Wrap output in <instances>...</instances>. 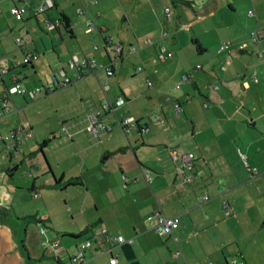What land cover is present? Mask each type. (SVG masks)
Listing matches in <instances>:
<instances>
[{"label": "crops", "instance_id": "crops-1", "mask_svg": "<svg viewBox=\"0 0 264 264\" xmlns=\"http://www.w3.org/2000/svg\"><path fill=\"white\" fill-rule=\"evenodd\" d=\"M13 5L25 7L22 19ZM0 9V97L14 74L27 91L52 87L13 94L0 119V264H110L111 253L115 264H264V0H0ZM29 53L38 56L10 70ZM73 57L94 70L75 76ZM62 71L72 83L60 85ZM140 73L157 89H138ZM92 116L112 130L89 131ZM123 117L134 123L127 133L115 122ZM17 124L32 136L9 153L3 137ZM190 152L191 169L181 166ZM155 211L178 219L170 235L154 232Z\"/></svg>", "mask_w": 264, "mask_h": 264}, {"label": "built area", "instance_id": "built-area-1", "mask_svg": "<svg viewBox=\"0 0 264 264\" xmlns=\"http://www.w3.org/2000/svg\"><path fill=\"white\" fill-rule=\"evenodd\" d=\"M45 6H41L39 8L40 11H44L45 10ZM25 12V7L21 6V5H13L10 8V13L12 14V16L16 19H22L23 14ZM170 9L169 7L165 8V14L167 17H170ZM0 13H1V9H0ZM249 15L253 14L252 10L248 11ZM59 23V21H57ZM56 25V23H53L52 21L47 20L46 21V27L48 29H51L52 27H54ZM90 28H92V25H90ZM165 33H163L164 35ZM253 34V40H257V38L259 37V34L256 33H252ZM145 42L150 43V40L147 39ZM16 43L18 45H22L24 43V40L22 38H17L16 39ZM229 42H222L218 48V52L225 50L228 46H229ZM246 46V44H242L239 46L240 49H243ZM122 50V46H115L113 47L112 51L113 54L116 56V54L120 53ZM164 49H162V52L160 54V58H165V57H170L172 56L171 52H163ZM259 56L262 55V52L259 51L258 53ZM37 54L35 53H29V54H25L21 59H15L12 62L11 67H19L22 64H26L32 61V59L37 58ZM95 64L94 60L91 59H84L82 61H80L77 57H73L72 59L69 60L68 62V67L71 70H74L75 72V76L80 75L81 73L87 71V70H94L93 65ZM142 69V66H138L136 68V71H140ZM4 72H6L4 70ZM108 74H110L112 71H107ZM193 73V71L191 72ZM63 79L60 82L61 86L67 85L69 83H72V80L69 76H67L65 74V72H61ZM187 77V76H186ZM185 77V78H186ZM20 77L17 76V74H14V76L11 78V82L10 84L7 86V88L5 89V91L2 93L1 97H0V119L3 118L4 116L8 115L9 113H11L12 111V107H11V97L13 94H17V95H24V94H28L29 96L33 97L36 94L42 92L43 90H52V87H35L34 90L32 91H27L21 81H20ZM53 82L58 83L57 79L55 77L52 78ZM148 85H151L150 81L147 82ZM178 87V86H177ZM125 102V99L123 97H118L115 101V105L119 106L122 105ZM112 110H114V108H112ZM181 108L179 105H177L175 107V112L177 114H179ZM144 119H149L150 121H152L154 124H159L161 123V119L157 118L155 119L154 116L151 115V113H145V115L143 116ZM117 123V125L121 128V130L124 133H127L129 131V129L131 128V126H134V123L131 121L130 118L128 117H123L122 119H117L115 121ZM88 130L89 131H97L98 129L101 130H106V131H111L112 130V126L106 123H103L102 121L98 120L96 117L92 116L89 119V123H88ZM146 126H144L143 130H146ZM32 136V133L30 131H24L23 127L19 124H17L14 127H11L6 135L3 137L4 141H5V146H6V151L7 152H15L18 148V144L20 142V138H30ZM1 137V136H0ZM193 153H188L187 155L184 156L183 159V164H181V166H185L189 169L192 168L193 165ZM244 163L247 165V162L245 160L244 157ZM181 166L177 167V171L178 172H183V169L181 168ZM122 178L124 179L125 176L122 175ZM184 181L187 180V177H183ZM149 181H151V178H149ZM228 204L225 202L224 206L226 207ZM153 216L156 217V222L153 225V230L156 233L157 236L159 237H163L166 235H170L172 233V231L178 226V219L176 217H166L163 214H161L159 211H155L153 213H151V215L148 217V219H151ZM105 232L104 228H100L97 229L95 231V234H100ZM105 239L108 241H112V243L114 244H123V243H132L133 239L132 238H125L122 235H116L113 236L109 233L105 234ZM92 246V241L90 239H86L84 241H81L77 244L76 246V250L73 254V256L71 257V261L73 263H78L81 260H83L84 258V252L86 251V249L90 248ZM110 252L111 253V248H107L104 250H101V252ZM109 263L110 264H115L116 263V258L115 256L111 253V257L109 259ZM211 264V263H209ZM227 264H237L236 260H231L229 261Z\"/></svg>", "mask_w": 264, "mask_h": 264}, {"label": "rangeland", "instance_id": "rangeland-1", "mask_svg": "<svg viewBox=\"0 0 264 264\" xmlns=\"http://www.w3.org/2000/svg\"><path fill=\"white\" fill-rule=\"evenodd\" d=\"M126 2H127V4H128V2L130 1V0H125ZM240 0H238V2H239ZM241 2L243 3V2H247V0H241ZM163 4L164 3H162V6H163ZM166 4V3H165ZM169 5V9H171V10H174L175 11V7H173V5H171V4H168ZM242 8L243 9H245L246 10V8H244V7H242V6H239V8H238V11H237V13L238 14H242V12L240 11V10H242ZM223 9L224 8H222L218 13H217V17H220V18H223V19H226V16H225V14L223 13ZM54 12L55 13H57L58 14V11L57 10H55L54 9ZM177 12H178V10H177ZM179 13V12H178ZM182 15V19L184 20V14L183 13H181L180 12V16ZM182 20V21H183ZM17 21V20H16ZM184 32V31H183ZM218 32H219V35H220V37H223L224 36V31L222 30V28H219L218 29ZM185 33H187L188 35H190L191 33L189 32V31H185ZM208 36H210V37H213L212 35H208ZM224 38H226V37H224ZM221 40V39H220ZM223 42H226V41H223ZM220 43H222V42H220ZM257 59V58H256ZM132 60H131V58L129 59V62H131ZM136 62V60L135 59H133V61L131 62V63H135ZM20 69H21V67H20ZM198 70V67H196V68H194L193 69V72H195V71H197ZM143 73V72H142ZM142 73H140V74H136V75H134V77H135V80H137V82H136V86H137V88L138 89H140V90H142V92H144L145 93V95L146 94H149V92L150 91H154V88H156L157 89V85L158 84H155V85H153V86H150V87H147L146 85H144L143 84V81H142V79H141V77H142ZM8 82V84H10V81H7ZM171 86H170V81H168L167 83H165V85H163V87H162V89H165V92L167 93V94H170V95H172L173 93L172 92H174V90L173 91H170L169 90V88H170ZM143 94V93H142ZM144 96V95H143ZM168 98H169V96H168ZM172 113H173V116H175L176 115V112H175V109H174V106H173V111H172ZM179 113H181V112H179ZM170 115V114H169ZM169 119H172V117H170ZM263 119H264V116H263ZM163 120V119H162ZM164 122H165V120H164ZM258 123L259 124H261V122H260V120L258 119ZM167 131V130H166ZM168 132V131H167ZM242 159H241V162L242 163H244V157H241ZM241 163V164H242ZM245 164V163H244ZM254 170V169H253ZM263 237L264 236V230L262 231V232H260V235L258 236V237ZM261 241H257V244L258 245H262V246H264V243H260Z\"/></svg>", "mask_w": 264, "mask_h": 264}, {"label": "trees", "instance_id": "trees-1", "mask_svg": "<svg viewBox=\"0 0 264 264\" xmlns=\"http://www.w3.org/2000/svg\"><path fill=\"white\" fill-rule=\"evenodd\" d=\"M59 21V23H61V24H63L64 26H65V28L66 29H68L69 28V23H68V19L64 16V15H61V18L58 20ZM197 42V41H196ZM31 62H29V63H26V64H22V65H20L19 67H23L24 65H28V64H30ZM19 67H17V68H19ZM17 68H15V67H11L10 68V70L12 69H17ZM17 76H19L18 74H17ZM21 79V78H20ZM21 81V80H20ZM145 115V114H144ZM143 115V116H144ZM144 126H146V125H144ZM147 127V126H146ZM144 127H141V129H143ZM150 216V215H149ZM148 216V217H149Z\"/></svg>", "mask_w": 264, "mask_h": 264}, {"label": "water", "instance_id": "water-1", "mask_svg": "<svg viewBox=\"0 0 264 264\" xmlns=\"http://www.w3.org/2000/svg\"><path fill=\"white\" fill-rule=\"evenodd\" d=\"M52 78H53V77H52ZM113 111H114V110H113ZM144 131H145V132L148 131V128H146V130H144ZM16 151H17V150H16ZM9 153H12V152H9ZM2 208L5 209V207H2Z\"/></svg>", "mask_w": 264, "mask_h": 264}]
</instances>
